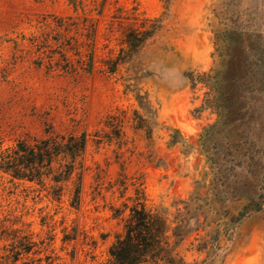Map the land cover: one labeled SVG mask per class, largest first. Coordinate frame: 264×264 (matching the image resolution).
<instances>
[{"label":"rangeland","instance_id":"rangeland-1","mask_svg":"<svg viewBox=\"0 0 264 264\" xmlns=\"http://www.w3.org/2000/svg\"><path fill=\"white\" fill-rule=\"evenodd\" d=\"M54 18L89 72L33 64ZM240 36L252 93L229 116L218 81ZM47 133L88 137L80 206L0 174V264L14 241L33 252L17 264H105L139 204L187 264H264V0H0V138Z\"/></svg>","mask_w":264,"mask_h":264},{"label":"trees","instance_id":"trees-1","mask_svg":"<svg viewBox=\"0 0 264 264\" xmlns=\"http://www.w3.org/2000/svg\"><path fill=\"white\" fill-rule=\"evenodd\" d=\"M42 26L41 33L29 39L35 58L33 64L37 68L45 64L49 73L57 70L64 74L91 70L92 57L82 55L77 46L71 43L72 38L65 39L61 36V31H70L64 18H54L52 24L42 23ZM53 33L60 35L52 37ZM152 33L153 31H146L137 36L132 35L126 41L129 50L136 53ZM244 44L243 36H240L230 46L231 56L227 70L218 81L223 91L224 105L229 107V116L241 113L240 108L235 109L236 106L243 103L246 94L252 93L248 88L243 89L241 84L249 74L245 65L247 49ZM70 54L73 59L69 57ZM19 58L22 59L21 56ZM118 62L120 61L112 66L110 73L115 72ZM87 144L88 137L85 133L65 136L47 133L43 138L17 140L8 147L4 146L0 138V174L9 177L11 181L37 186L54 201H61L68 192L71 208L78 210ZM139 206L140 208L131 210L129 219L124 224L123 234L111 246L109 259L105 264H187L173 255L166 242L161 219L146 212L140 204ZM30 247L14 241L7 255L9 263L17 264L21 255L33 254ZM33 262L28 264H41V260Z\"/></svg>","mask_w":264,"mask_h":264}]
</instances>
